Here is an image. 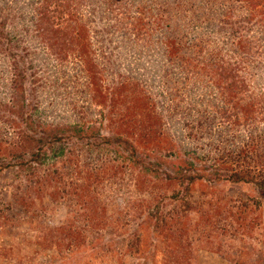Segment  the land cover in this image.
Instances as JSON below:
<instances>
[{"label": "trees", "instance_id": "obj_1", "mask_svg": "<svg viewBox=\"0 0 264 264\" xmlns=\"http://www.w3.org/2000/svg\"><path fill=\"white\" fill-rule=\"evenodd\" d=\"M243 7L252 10L260 7L259 14L246 13L235 20L237 10ZM190 26L192 37L188 33ZM197 28L200 31L196 32ZM118 33L123 34L119 36L124 39L123 50L127 47L135 55L147 56L154 52L156 46L151 45L160 47L159 61L164 64L151 84L158 78L157 82L163 85L168 104L167 123L182 126L177 127L178 140L171 138L166 125L161 126L160 120L165 115L155 111V102L147 97L149 87L145 78L136 72L138 67L134 72L131 68L122 71L121 61L118 62L122 55L111 60L102 54L106 39L109 37L108 46L114 45L119 39ZM209 35L216 37L213 51L206 44L210 42L206 39ZM30 43L46 49L49 58L61 66L69 61L76 62L78 74L83 72L87 76L93 100L109 107L107 116L110 119L120 117L114 121L118 125L115 135H101L99 128L80 124L79 120L70 126L46 125L33 117L44 79L38 76L40 72L33 70L26 47ZM100 52L103 61H100ZM0 61L10 76L3 86L7 98H0V121L12 128L13 133L7 138L9 133L0 129V175L18 171L27 172L32 178L40 168L46 170L44 176L36 180L38 190L29 188L14 196L16 203L25 214L29 213L35 208L31 195L42 199L43 191L50 188L48 193L54 201L63 195H72L76 202L87 197L91 207V212L83 213L87 220L83 226L50 232L49 248L63 243L68 249L70 244L83 246L84 238L78 228L99 229L101 226L97 220L100 212L90 191V174L99 167L93 164L90 167L84 160L82 170L90 167L88 170L93 171L82 174L76 157L84 148L120 147L132 166L145 177L149 175L150 181L151 177L156 180L155 188L164 185L174 190L170 200L180 204L177 211L180 217L194 209L195 205L186 199L196 184L207 189L206 180L214 181L210 184L212 187L224 183L247 190V202L241 200L236 206L238 213L250 207V203L260 207L254 199L257 190L264 191V85H261L264 74L256 69L258 80L252 84L246 80V73L253 64L254 68L257 63L264 65V0H0ZM139 66L143 67L144 62ZM113 76L116 78L109 84L108 79ZM4 114L9 117L4 119ZM184 131L196 144L182 145ZM204 140L212 144L207 145V153H199L197 145ZM238 145L243 148L236 154ZM212 146L216 148L211 149ZM227 146L234 150L226 155ZM176 150L185 156H176L177 161H172ZM48 151L55 156H65L61 169L55 164L44 166L49 163ZM226 157L229 160H224ZM192 161L199 166L196 168ZM201 164H210L211 172ZM72 165L78 168L79 179L87 180L85 184L78 185L77 180L67 177ZM144 181L147 185L148 180H137L138 189ZM165 192L155 195L153 206L151 202L146 204L148 214L140 226L151 225L156 233L164 236V241L172 238L180 245V237L185 232L171 231L174 222L171 214L164 212V201L169 198ZM141 206L138 205L139 214ZM77 218L79 214L74 222ZM240 218L251 216L241 214ZM204 219L211 220L207 216ZM244 226L249 230L254 228L253 222L242 221L234 231L243 233ZM132 236L129 250L138 252L142 243L139 230L136 229ZM162 242H144L149 256H145L141 264H156L155 257ZM178 248H170L165 264H192L193 258L186 245ZM221 257L236 263L228 254ZM256 263L264 264V256Z\"/></svg>", "mask_w": 264, "mask_h": 264}, {"label": "rangeland", "instance_id": "obj_2", "mask_svg": "<svg viewBox=\"0 0 264 264\" xmlns=\"http://www.w3.org/2000/svg\"><path fill=\"white\" fill-rule=\"evenodd\" d=\"M243 9L237 10L235 20L246 13L259 14L260 7L254 10L244 7ZM30 16L31 14H29ZM97 24L101 23L97 22ZM191 30L190 26L188 29L190 37L193 36ZM198 31L200 29L197 28L196 32ZM122 35V33H118V37ZM108 38L101 50L102 54L105 57H111V60H116L118 57L115 56L118 54L122 55L118 58V62L121 61L122 64L120 65L122 71L127 72L131 68L134 72L138 67L139 71L136 72H139L141 77L145 78L144 81L149 87L148 92L150 95L147 92V97L155 102L154 104L157 106L155 111L162 112L166 117H162L163 119L160 120L161 126L166 125L165 128H169L168 133L171 138L178 140L177 127L182 128V126L178 123H167L166 111L168 110V104L167 97L163 95V85L157 82L158 78L151 84L157 71L164 64L159 61L161 56L160 47L151 45L156 46L154 52L149 53L147 56L135 55L127 47L123 50L125 44L122 42L123 38L119 37L120 40L118 39L111 46L107 45ZM215 38L211 35L206 36V39L210 41L206 43L210 51L216 49L214 44L217 41ZM114 46H118V49H113ZM26 47L29 50L30 59L33 61V70L40 72L38 76L44 79L42 82L44 88L39 90L38 99L35 102L36 107L33 117L36 120L46 125L61 124L69 126L79 120L80 124L99 128L101 135L111 137L115 135L114 132L118 125L114 121L119 120L120 117L111 118V120L107 116L109 107L99 105L96 103L97 101L93 100L92 92L88 89L87 76L83 72L78 74L75 61H69L61 66L53 61L51 57L49 58L46 49L44 50L36 43H30ZM101 52L99 53L100 61H103ZM138 60L139 63L144 62L143 67L139 66ZM263 66L258 63L255 64V68L254 64L250 66L246 73L248 77L245 75L246 80L250 81L249 83L256 84L258 80L256 69H260L263 75ZM151 73L153 74L151 75ZM9 78L8 69L3 66V63H0V98H7L4 95L6 92L3 90V86L9 82ZM115 78L116 76L109 77L108 83H112V79ZM56 80L57 82H55ZM141 80L143 79L141 78ZM53 84L58 85L53 86ZM261 85H264V82ZM192 101L195 102V98ZM183 104L186 106V100ZM3 116L4 119L9 117L8 114ZM2 128L9 133L7 138L10 134L13 136L12 128L0 121V129ZM184 132L181 139L182 145L189 147L191 144H196L195 139L192 140L185 135L186 131ZM209 143L207 141L199 143L197 145L198 152L207 153ZM214 147L212 146L211 149ZM242 148L238 145L235 149L237 153H234L238 154ZM88 149H82L76 159H78L83 175H88L89 171H93L92 169L88 170L92 164L95 168L99 167L97 171L90 174L91 195L94 197L96 208L100 212L97 215V220L101 222L99 229H94L92 226L84 230L78 228L81 237L84 238L83 246L76 247L74 244H70L68 249L67 245L63 243L60 246L49 248L50 232H55V230L57 232L61 228L71 226H83L82 223L87 221L83 213L91 212L88 198L76 202L72 195H63L54 201L49 196L50 188H48L47 191H43L44 197L42 199L31 195L35 200V208L25 214L16 203L14 196L25 193L29 188L37 191L36 180L39 176H44L46 170L40 168L36 176L34 175L32 178L27 176V172H6L4 175H0V264H141V260L145 256H149L144 242L155 243L157 240L163 242L160 244L155 257L156 264H165L168 254H170V248L179 247L178 249H180L182 244L186 245L188 253L192 256V264H257L256 261L264 256V191L257 190L254 199L260 203V207L250 203V207L245 208L242 213H238L236 206L241 200L247 202V195L245 196L247 190L233 184L227 185L224 183L212 187L214 181L206 180L209 184L207 189L200 184H196L191 196L186 199L191 205H195L194 209L184 215L182 214V217H180L177 214L180 204L177 201L170 200L174 190L165 188L164 185L155 188L154 183L156 180L151 177L152 181H150L149 175L145 177L136 167L132 166L131 162L125 159L126 155L120 147L106 145L100 148ZM226 149V155L231 154L234 150L231 146H227ZM138 150L139 152L142 151L140 147ZM47 153L49 155L47 162L49 163L44 166L48 167L55 164L57 169H61L65 156H55L49 151ZM66 153L67 151H65ZM173 155L172 161H177L176 156H185L177 150ZM200 159L204 164L205 158L202 154ZM84 160L90 167H84L82 170ZM224 160L227 161L229 158L226 157ZM192 162L196 164V168L199 166L197 162ZM205 166L208 168L206 171L211 172L212 169L208 167L210 164H205L203 167ZM76 169L78 168L72 165V168L68 169L69 176L67 177L72 178L73 181L77 180L78 185L85 184L87 180L82 179L81 181L76 175ZM163 169L167 168L163 167ZM143 179L148 180V184L146 185L144 181L140 187L141 189H138L137 180L141 181ZM212 179L214 180V178ZM176 190L181 193L180 188ZM204 190L205 192L202 193ZM162 191H167L165 194L169 197L164 201L166 205L164 212L171 214L172 222H174L171 231L179 234L181 230L185 232V235L180 237V245H177L172 238L164 241V236L159 232L156 233L151 225L140 226L148 214L145 208L146 204L151 202L153 206L155 203L152 199ZM138 205L141 206L139 208L142 210L140 214ZM85 206L87 207L85 208ZM78 214L80 218H77V221L74 222ZM241 214L249 215L251 218L241 219ZM178 216L180 219L176 220ZM205 216L211 220L204 219ZM224 216L226 217L223 218ZM240 220L253 222L254 228L249 230L247 226H244L243 233L234 231V228L239 226V222H242ZM168 222H170V218H168ZM254 222L258 223L255 225ZM73 229L77 230V228ZM136 229L139 230L140 241H142L138 246V252L133 249L129 250L130 242L133 241L132 234ZM235 252L238 254L235 255ZM223 254L230 255L236 263L225 261L221 257Z\"/></svg>", "mask_w": 264, "mask_h": 264}]
</instances>
